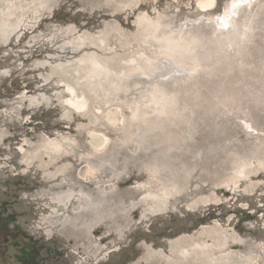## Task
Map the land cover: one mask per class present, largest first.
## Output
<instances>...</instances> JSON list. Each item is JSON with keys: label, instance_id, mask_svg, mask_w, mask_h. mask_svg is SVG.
<instances>
[{"label": "rangeland", "instance_id": "374dc122", "mask_svg": "<svg viewBox=\"0 0 264 264\" xmlns=\"http://www.w3.org/2000/svg\"><path fill=\"white\" fill-rule=\"evenodd\" d=\"M195 1L0 0V264H261L264 0Z\"/></svg>", "mask_w": 264, "mask_h": 264}, {"label": "bare ground", "instance_id": "6f19581e", "mask_svg": "<svg viewBox=\"0 0 264 264\" xmlns=\"http://www.w3.org/2000/svg\"><path fill=\"white\" fill-rule=\"evenodd\" d=\"M215 1L216 0H196L195 8L199 12L205 13L213 8ZM256 1L258 0H230L227 2V5L223 8L222 12L216 16V19L212 20L213 37L210 40L213 42L220 56L226 55L228 49H231L232 51L237 50L241 43L245 41L246 24L241 23L237 16L241 10L246 11ZM233 4H235V7H233ZM209 5H211V7ZM224 25H227V27ZM157 60L158 63L155 61L156 63L154 62L155 64L152 69L158 67H160L159 69H164L166 66L159 61L160 59ZM164 72H169V68L165 69ZM76 101L77 99L74 102V106L82 107V103ZM104 115L105 118L112 124L121 121L120 112L117 108L107 110ZM245 126L249 127V125ZM87 139L90 148H92L93 151L102 150L106 143L105 135L98 132H89ZM83 172L85 174L87 169L83 170ZM70 195V192L64 193L63 198L68 199ZM260 249L264 252V244L263 246L261 245ZM261 264H264V256Z\"/></svg>", "mask_w": 264, "mask_h": 264}, {"label": "snow or ice", "instance_id": "6c2138e0", "mask_svg": "<svg viewBox=\"0 0 264 264\" xmlns=\"http://www.w3.org/2000/svg\"><path fill=\"white\" fill-rule=\"evenodd\" d=\"M211 7V5H209ZM233 7H235V4H233ZM225 27H227V25H224ZM163 79H167V77H163Z\"/></svg>", "mask_w": 264, "mask_h": 264}]
</instances>
